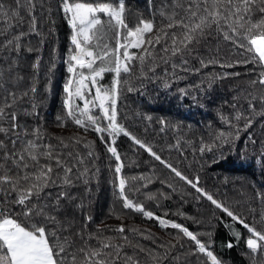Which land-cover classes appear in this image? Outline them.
<instances>
[{
  "label": "snow or ice",
  "instance_id": "1",
  "mask_svg": "<svg viewBox=\"0 0 264 264\" xmlns=\"http://www.w3.org/2000/svg\"><path fill=\"white\" fill-rule=\"evenodd\" d=\"M226 79L203 126L136 102ZM225 151L264 171V0H0V264H264V180L213 178Z\"/></svg>",
  "mask_w": 264,
  "mask_h": 264
},
{
  "label": "trees",
  "instance_id": "2",
  "mask_svg": "<svg viewBox=\"0 0 264 264\" xmlns=\"http://www.w3.org/2000/svg\"><path fill=\"white\" fill-rule=\"evenodd\" d=\"M137 2L140 3L141 0H137ZM59 26L61 29L60 43L61 47H63V45L67 42L65 39L66 27L63 23H60ZM227 70L232 71V69ZM217 71L220 70L217 69ZM236 71H242V69H236ZM61 84L62 81H59V83L54 82V91L50 94L47 102L48 119L50 122L53 121L61 106ZM225 85H228L227 79L224 81V84L215 90V95L209 96L207 99H201L202 104L208 105L202 109H198L195 105L190 106L189 102H185V104L181 105L174 99L173 95H165L159 89L152 90L148 96L141 94L140 96L136 97V102L140 108H143L147 112L174 118L187 124H199L200 126H203L208 121L215 122L217 120L216 108L220 103V98L221 96H224V98L227 99L225 94L230 91V87H226ZM149 96L151 97L150 99ZM209 101H212V103H209ZM52 130L59 131L55 124H53ZM207 171L213 178H215L218 173H223L224 175L229 176L230 179H232V181L237 184L241 182L247 183L248 181L260 182L264 180V171H262L255 163L253 156L250 154L248 158L245 159L242 152L225 151L222 157L219 155L216 157L215 166L209 167ZM105 201H110V197L107 192H102V205ZM104 210L107 211V208L105 207ZM133 219L137 224H146L148 227H154L156 231L160 230L158 226L154 225L150 221H145L139 216H136ZM98 222L105 224H115L118 222V220L113 216L107 219L102 218V220ZM229 234L230 230L226 225L223 223L217 225L216 239L218 242L228 239ZM245 250L246 245L243 248H224L222 254L231 261V264H248V259L244 255Z\"/></svg>",
  "mask_w": 264,
  "mask_h": 264
}]
</instances>
